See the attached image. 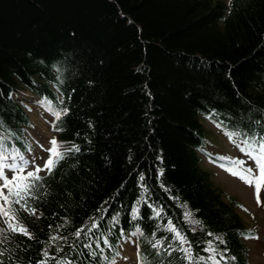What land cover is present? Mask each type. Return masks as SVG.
I'll use <instances>...</instances> for the list:
<instances>
[{
  "label": "trees",
  "instance_id": "1",
  "mask_svg": "<svg viewBox=\"0 0 264 264\" xmlns=\"http://www.w3.org/2000/svg\"><path fill=\"white\" fill-rule=\"evenodd\" d=\"M61 74L58 93L52 81ZM19 90L35 103L48 97L68 107L57 131L52 112L37 103L63 147L80 150L66 153L27 198L35 212L14 205L15 222L30 237L2 220L4 264L13 256L21 264L39 259L41 248L55 247L53 232L62 249L74 246L79 264H118L126 236L136 237L137 263L185 264L175 250L157 257L151 248L161 236L170 246L161 227L168 217L196 255L212 239L217 252L228 249L221 264H247L245 240L258 231L203 167L204 159L220 165L209 159L218 152L208 149L205 123L227 137L216 120L234 126L264 114V0H0V137L27 151L33 122L26 104L12 98ZM153 205L163 208L158 217Z\"/></svg>",
  "mask_w": 264,
  "mask_h": 264
},
{
  "label": "snow or ice",
  "instance_id": "2",
  "mask_svg": "<svg viewBox=\"0 0 264 264\" xmlns=\"http://www.w3.org/2000/svg\"><path fill=\"white\" fill-rule=\"evenodd\" d=\"M231 3V0H229ZM43 63V62H42ZM53 86L57 89V92H61L65 85V79L63 75H55L53 77ZM92 83V81H89ZM42 106H46L47 110L52 112L54 119L51 121L52 128L57 131H62L63 129L57 128V123L60 121L64 114L69 112L68 107H63L61 105L52 106V102L48 97H42L37 101ZM216 109L212 110L215 113ZM251 111V109H250ZM211 118V114H209ZM2 119V118H0ZM91 123V121H89ZM219 127L223 129L228 139L232 143L236 144L239 150L245 154L244 157H233L224 156L220 153H210L209 159L211 160L213 156L217 157L215 162L220 163V166L226 169L227 172L234 176L239 177L246 184L254 186L255 198L257 203H261L262 192H264V114L260 116L259 119H253L251 115L245 117L244 122L234 125L225 126L222 120H216ZM0 126H3L0 124ZM10 139V138H9ZM39 147L48 153L47 157H40L44 162L36 163L37 156L33 151L31 144H27V152L29 155H25L24 151H21L19 147L12 144L9 147L6 144V138L0 137V218H3V223L6 225L7 229L11 230L13 233H22L24 236H31V233L27 230V227L22 223H16L17 220L16 212L17 208L14 205H19L20 208L33 213L35 208L32 207L28 202L27 198H35L36 191L42 186L43 179L53 172V169L59 162V160L65 157L66 153L72 151H79V146L77 144H71L68 147H62L61 142L56 136H51L49 138V146L37 141ZM67 143V142H64ZM162 159V158H161ZM221 161H228L227 163H221ZM247 161H251L248 163ZM162 173L164 170L159 169ZM41 172L45 173V176H41ZM142 179V177H141ZM165 190H168V186H165ZM176 199V197H173ZM187 205V202H183ZM243 207V205H241ZM153 216L158 217L162 212L163 208H157L155 205L152 206ZM100 210L97 209V212ZM132 213L139 216V210L135 207L131 209ZM190 212L185 211L184 216L188 217ZM115 219V216L112 217ZM67 219V218H65ZM198 222V221H196ZM93 226H98L97 221H91ZM114 227L116 225H113ZM60 227V225H57ZM84 227V225H80ZM139 227V225H137ZM171 234L170 246L165 244L164 237L161 236L157 238L154 243L151 244V248L155 251L157 257L161 254H170L174 250L181 254L182 260L185 264H221V261H227L229 257L225 255L228 249L225 247L220 252L216 251V244L212 239L205 241V246L203 248V253L196 255L193 250V243L189 241L188 237L173 223L171 217L167 218V223L161 225ZM193 232L196 231L195 228L191 229ZM3 231V229H0ZM109 231H111L109 229ZM120 232H124L123 228L119 229ZM247 234H251V230H248ZM58 234L53 232L52 238L49 239V244L55 245V247L49 251L47 247L40 249V258L33 260L28 258L26 264H79V261L73 256V248L65 251L58 244H55V237ZM76 236H81L79 228L75 231ZM153 236L156 235L155 232L152 233ZM211 236V231L208 233ZM61 239H66L61 237ZM216 240L221 241V243H226L221 237H216ZM91 241L85 245L89 247ZM99 243V241H97ZM103 243L109 244L110 240L107 235L103 237ZM3 250H0V264L3 262ZM93 255H96L93 252ZM103 256V253H100ZM127 259V257H125ZM231 259H236V257H231ZM13 264H21V261L15 256L12 257ZM138 264H145L143 258L138 261ZM158 264H165L163 260H158Z\"/></svg>",
  "mask_w": 264,
  "mask_h": 264
},
{
  "label": "rangeland",
  "instance_id": "3",
  "mask_svg": "<svg viewBox=\"0 0 264 264\" xmlns=\"http://www.w3.org/2000/svg\"><path fill=\"white\" fill-rule=\"evenodd\" d=\"M23 94L28 96L27 92ZM28 111L32 120L35 122V128L29 131V134L33 138L32 149L37 156L36 163L42 164L44 160L40 157L46 158L48 153L39 147L37 141L46 147L49 146V138L52 135L49 126L50 117L48 112L36 105L30 106ZM205 127L208 129L209 138L212 139V143L208 145V149L218 153H232L237 157L245 156L237 145L232 143L220 130L218 131L208 122L205 123ZM25 155H29V153H25ZM247 162L250 163L251 161ZM203 167L211 172L214 185L223 189L225 193L237 196L242 201L243 207H236L237 212L243 219L245 225L255 226L258 231L257 234L248 237L246 240V243L249 245L250 255L248 264H264V192H262L261 203H257L254 186L246 184L239 177L232 175L226 169L213 162L204 160Z\"/></svg>",
  "mask_w": 264,
  "mask_h": 264
}]
</instances>
